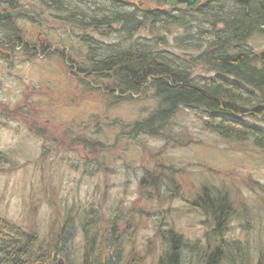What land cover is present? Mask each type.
<instances>
[{"label":"rangeland","instance_id":"1","mask_svg":"<svg viewBox=\"0 0 264 264\" xmlns=\"http://www.w3.org/2000/svg\"><path fill=\"white\" fill-rule=\"evenodd\" d=\"M132 3L131 10L139 11L188 8L151 0ZM43 12V25L27 15L16 22L25 40L39 47L37 53L0 47L11 53L0 56V150L15 161L0 168V215L48 238L67 214L77 217L89 207L105 211L95 222L103 231L108 213L117 209L131 219L120 224L127 250L150 263L161 249L159 228L173 229L189 243L211 239L214 226L194 201L204 184H212L228 190L235 201L225 239L240 241L249 258L255 257L264 246V151L252 140L225 139L206 130L201 112L193 109L179 110L165 134L118 136L117 122L143 120L155 103L142 96L113 105L104 88L110 82L93 81L87 70L80 73L86 54L80 37L91 33L95 41L107 43L132 39H121L117 28L81 31ZM150 32H134L132 38L147 39ZM164 32L167 49L181 53L173 40L183 30ZM249 44L258 54L264 38L253 37ZM76 238L82 241L78 229Z\"/></svg>","mask_w":264,"mask_h":264},{"label":"trees","instance_id":"2","mask_svg":"<svg viewBox=\"0 0 264 264\" xmlns=\"http://www.w3.org/2000/svg\"><path fill=\"white\" fill-rule=\"evenodd\" d=\"M25 1L23 10L39 25H43L45 8L52 17L81 31L109 28L116 32L117 28L121 39H132L107 43L95 41L91 33L80 37L86 47L80 73L87 70L86 76L93 81L110 82L104 88L113 105L142 96H150L155 103L143 120L131 125L117 122L121 124L118 136L165 134L179 110L193 109L201 112L206 130L225 139L252 140L264 151V60L249 44L253 37L264 38V0H203L182 11L131 10L134 0ZM151 1L168 4L167 0ZM16 22L0 19V47L37 53L39 47L25 40V31ZM174 27L183 30L173 40L181 53L166 47L164 31ZM145 30H151V37L132 38L134 32ZM113 32L110 36L116 35ZM8 154L0 150V168L15 162ZM234 203L228 190L204 184L194 204L214 226L211 239L206 244L189 243L173 229L159 228L161 249L150 263L134 249L127 250L120 224L131 219L117 209L104 216L103 231L95 222L105 211L89 207L78 211L77 217L67 214L63 225L48 238L0 215V264H264V246L249 258L240 241L224 237L226 223L236 210ZM77 229L82 238L79 243Z\"/></svg>","mask_w":264,"mask_h":264},{"label":"water","instance_id":"3","mask_svg":"<svg viewBox=\"0 0 264 264\" xmlns=\"http://www.w3.org/2000/svg\"><path fill=\"white\" fill-rule=\"evenodd\" d=\"M5 1H9L11 8L14 7V0H5ZM201 1L202 0H168V4L169 5L185 4L187 7H192L200 4ZM17 13H18L17 10L13 11V13L10 12L0 13V18H9L10 16L16 17ZM9 54L11 53H4L3 51H0V56L2 57L8 58L10 56ZM258 56L264 60V49L258 53Z\"/></svg>","mask_w":264,"mask_h":264},{"label":"flooded vegetation","instance_id":"4","mask_svg":"<svg viewBox=\"0 0 264 264\" xmlns=\"http://www.w3.org/2000/svg\"><path fill=\"white\" fill-rule=\"evenodd\" d=\"M0 8L2 10H6V9H8V4L3 3V2L0 1ZM14 9L19 11V13L17 15L18 16L17 19H19L21 17H24L26 15L28 16V19L31 18V15L30 14H26L25 13V11L23 10V7H22L21 3L19 2V0H16Z\"/></svg>","mask_w":264,"mask_h":264},{"label":"bare ground","instance_id":"5","mask_svg":"<svg viewBox=\"0 0 264 264\" xmlns=\"http://www.w3.org/2000/svg\"><path fill=\"white\" fill-rule=\"evenodd\" d=\"M1 2L4 1V0H0ZM10 13H13L12 11H10ZM10 17H13V16H10Z\"/></svg>","mask_w":264,"mask_h":264}]
</instances>
